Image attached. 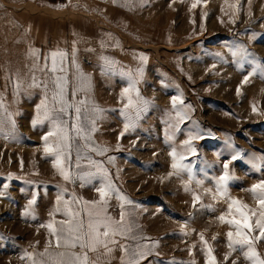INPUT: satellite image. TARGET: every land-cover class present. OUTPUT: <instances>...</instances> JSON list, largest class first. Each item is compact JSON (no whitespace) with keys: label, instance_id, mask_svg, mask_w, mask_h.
I'll return each instance as SVG.
<instances>
[{"label":"rangeland","instance_id":"obj_1","mask_svg":"<svg viewBox=\"0 0 264 264\" xmlns=\"http://www.w3.org/2000/svg\"><path fill=\"white\" fill-rule=\"evenodd\" d=\"M59 1L0 0V97L15 121L0 131V264L80 255L79 246L58 248L47 225L66 235L63 222L86 230L90 219L119 222L121 212L123 224L112 226L124 235L111 237V252L89 251L91 261L127 264L139 250V264H208L211 248L216 264H253L246 247H229L235 227L219 217L238 218L232 200L256 213L253 225L259 217L249 189L264 181V0ZM53 53L65 54L56 71ZM59 76L65 99L81 108L77 134L75 108L59 113L56 104L69 139L47 141L69 145L67 180L42 139L55 124L32 123L45 96L53 107ZM74 88L82 90L73 96ZM225 163L226 193L217 186ZM107 181L114 191L101 202ZM254 247L264 258V241Z\"/></svg>","mask_w":264,"mask_h":264},{"label":"snow or ice","instance_id":"obj_2","mask_svg":"<svg viewBox=\"0 0 264 264\" xmlns=\"http://www.w3.org/2000/svg\"><path fill=\"white\" fill-rule=\"evenodd\" d=\"M195 7V5H193ZM236 53H234L235 55ZM59 55L61 60L64 59L65 54L63 53H53V68L52 71H56L55 64H56V56ZM259 71L264 74V67L260 68ZM254 73H249L248 76H245L244 81L242 83L247 82L249 79V76L253 75ZM82 80L84 82L90 81L89 77H82ZM55 86H56V91L53 93L52 97V102H53V107L49 108L48 107V99L47 96L41 101L39 105H37L36 108V117H34L32 123L33 126L35 127L37 124L43 123L45 120H51L55 124V131H50L45 137L42 139L45 140V151L50 153L52 156L55 157L53 167L57 168V170L60 172V174L64 177V179H69V173L64 170L62 167V164L64 163V159L66 158L65 155V149L69 147L67 143H60L57 142L53 144L51 147H49L47 141L49 136L53 135H58L61 140L67 141L69 139L67 133L68 129L65 127H62V125H67V121H64L60 118L59 115H56L55 118H53V114L57 112V109L55 107L56 104L60 105L59 108V113H66L68 108H75L76 112V121L71 125V129L74 130L77 134H80L82 132V128L80 126V120H81V108L77 106L76 104H70L68 101L65 99L66 95V90H67V78L65 76H59L56 78L54 81ZM33 87H38L39 85L35 82H33ZM88 84L84 83L82 87H87ZM19 85L17 84V88ZM132 88L134 89V84L132 85ZM80 89H73L72 95L75 96L76 92ZM129 88H125L123 92L121 93L122 96L126 95L129 92ZM239 92V89H238ZM81 105L85 103V101H80L79 102ZM145 104L147 103L146 101L144 102ZM177 103V98L173 97V107L176 106ZM133 104V101L129 97L128 99V105L125 107H128ZM142 109H138L137 111H141ZM255 110V109H254ZM12 113H9L7 111V108L3 102L2 97H0V131L3 129V124L5 123V120L11 123V125L14 127L15 126V121L11 119ZM134 127V123L130 122L125 124V130H127L129 127ZM95 129L93 128V131ZM123 134V133H122ZM189 147H191L189 145ZM194 151V150H193ZM173 156L175 155L174 153L172 154ZM238 159L237 156H233L232 160ZM95 163V162H93ZM172 167L174 169H183L185 166L180 165L177 163H173ZM228 163L224 164V169L225 173L224 175L220 176L218 181H217V186H218V191H222L226 193V185L230 179L233 177L228 173ZM101 171H103L101 169ZM189 174H191V170L188 169ZM172 173H169L171 175ZM105 180H107V176L105 173ZM199 183V181L197 182ZM186 190L187 186H186ZM97 191L100 194L101 197V202H106V197L110 195L112 191H114L113 186L110 181H107V183L103 184L101 188L97 189ZM249 191L252 192L253 196L257 199L259 207H260V212H259V217L255 220V224L251 223L252 216H256V213L253 212L251 209L248 208L247 205L242 204L238 200H232V202L229 204V212L231 213L233 210V207L235 206V214L238 216V218L231 219V220H225V217L222 215L219 217V219L222 222H226L229 225H232L235 227V233L229 232L227 233L229 237V247L232 248L234 251L236 250V246H239L240 250H244V248H247V251L244 252V255L246 259L252 260L253 264H264V258H260L258 256V253L255 250L254 244L257 241H264V181H260L258 184L252 185L251 189ZM2 195V194H0ZM118 199L124 200L125 198L122 196H117ZM199 197L193 196V201L195 203L196 200H198ZM130 203V201H128ZM33 203V201H30L29 204ZM93 204L97 202H92ZM249 213L252 215L250 216ZM66 215H78V214H71V213H66ZM93 214L90 212L89 216L91 217ZM124 216L125 214L121 212V218L119 222L112 221L110 217H108L106 220H89L87 224V229L85 230V225L84 223L78 222V223H73L72 221H66L63 222L64 224L67 225L66 229V235L65 233V228L61 227L59 230L53 228L52 224L47 225L50 231L56 236L57 239V247H61V241H63V247L65 248H76L79 246L81 249V254H75V253H65L61 252L57 254V257H53L52 259V264H98V261H91L88 252H96L99 247H103L106 252H111V248L108 247L109 243H115L114 240L111 239L112 236H115L117 234L119 235H124L123 231H121L118 228H114L112 225L113 224H123L124 221ZM101 228H103V231H101ZM129 231L131 230L130 228L128 229ZM256 230H259L260 235L255 238H251L248 236V232H254ZM237 237L236 239H233V236ZM203 240V236L201 237ZM207 242L205 241V244ZM122 247V250H125ZM212 249L208 248V264H216L215 257L211 255ZM146 253L144 251H136L133 253V259L127 261V264H139V259L144 258ZM68 257V259H65V257ZM227 260V256L225 257ZM121 264H125V261L121 260Z\"/></svg>","mask_w":264,"mask_h":264},{"label":"trees","instance_id":"obj_3","mask_svg":"<svg viewBox=\"0 0 264 264\" xmlns=\"http://www.w3.org/2000/svg\"><path fill=\"white\" fill-rule=\"evenodd\" d=\"M48 1H50V2H54L55 0H48ZM63 0H60L59 2H62Z\"/></svg>","mask_w":264,"mask_h":264}]
</instances>
